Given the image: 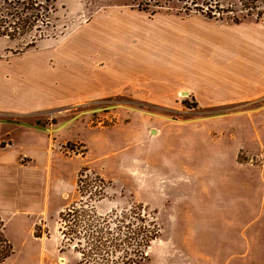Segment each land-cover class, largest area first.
I'll return each instance as SVG.
<instances>
[{
  "label": "rangeland",
  "instance_id": "rangeland-1",
  "mask_svg": "<svg viewBox=\"0 0 264 264\" xmlns=\"http://www.w3.org/2000/svg\"><path fill=\"white\" fill-rule=\"evenodd\" d=\"M19 1L0 15L48 13ZM50 1L40 32L0 35L13 153L34 127L59 155L52 209L29 234L3 219L0 264H77L59 250L78 203L141 206L159 235L139 264H264V0Z\"/></svg>",
  "mask_w": 264,
  "mask_h": 264
},
{
  "label": "trees",
  "instance_id": "trees-1",
  "mask_svg": "<svg viewBox=\"0 0 264 264\" xmlns=\"http://www.w3.org/2000/svg\"><path fill=\"white\" fill-rule=\"evenodd\" d=\"M50 2L52 1H46L49 4L48 13L41 14L40 2L19 1L17 4L21 7L30 5L40 8L39 13L36 9H26L25 17V13L20 14L21 19L16 17V11L2 13L0 26L4 25L5 28L0 27V35L9 36V33L18 31V28L24 33L37 23H40L37 27L40 32L42 25L47 27L49 24L47 15L52 10ZM33 13L37 14L36 18ZM206 15L211 17L210 13ZM38 17L43 18L44 23L37 20ZM60 224L62 243L59 252L71 249L78 257L77 264H139L146 260L148 249L159 235L156 223L147 218L141 206L100 216L78 203L60 214ZM0 228L2 236V224ZM10 254L11 248L7 247L5 258Z\"/></svg>",
  "mask_w": 264,
  "mask_h": 264
},
{
  "label": "crops",
  "instance_id": "crops-1",
  "mask_svg": "<svg viewBox=\"0 0 264 264\" xmlns=\"http://www.w3.org/2000/svg\"><path fill=\"white\" fill-rule=\"evenodd\" d=\"M4 125L0 122V223L3 236L10 245L3 219L28 220L29 234L30 229L36 227L42 216L52 209L54 197L51 187L53 181H57L52 177V169L59 155L50 149V136L34 127H29L28 132L39 138L40 145L31 151L13 153L11 132L8 129L3 131Z\"/></svg>",
  "mask_w": 264,
  "mask_h": 264
}]
</instances>
